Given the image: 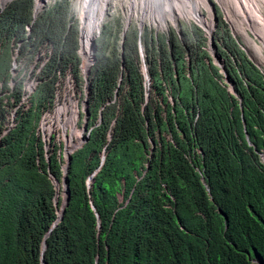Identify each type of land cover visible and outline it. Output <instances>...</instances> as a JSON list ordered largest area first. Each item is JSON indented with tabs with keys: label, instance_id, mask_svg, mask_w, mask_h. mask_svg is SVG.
I'll list each match as a JSON object with an SVG mask.
<instances>
[{
	"label": "trees",
	"instance_id": "1",
	"mask_svg": "<svg viewBox=\"0 0 264 264\" xmlns=\"http://www.w3.org/2000/svg\"><path fill=\"white\" fill-rule=\"evenodd\" d=\"M32 5L0 7V264H264V76L230 33L221 72L195 26L143 58L102 27L83 76L67 2Z\"/></svg>",
	"mask_w": 264,
	"mask_h": 264
},
{
	"label": "rangeland",
	"instance_id": "2",
	"mask_svg": "<svg viewBox=\"0 0 264 264\" xmlns=\"http://www.w3.org/2000/svg\"><path fill=\"white\" fill-rule=\"evenodd\" d=\"M32 1L34 5V0ZM52 1L67 2V22L68 24L74 23L79 34L81 0H45V3L44 1H42L40 2L42 3V5L39 3V6L44 7V5L50 4ZM206 1L204 4L199 6V14L202 16L203 21L206 24L210 22L211 26L213 22L212 32L210 33L212 39L210 42L206 38L207 34L203 30V28L195 23H198V21L191 16H186L180 12H177L178 9H174L176 13H174V20L171 21L169 17H167V11H164L163 14L165 15V18L161 23L159 19L154 18L155 15L152 17L153 14L150 15L148 13H144V3L140 0H106L104 1L103 5L100 1L99 6L103 7L104 12L97 27V31L95 32L93 41L98 36L101 28L105 27V29H107L108 31L107 33H110L108 35V42H111L112 37L115 36V45L116 47L121 48L123 39H125V37L127 38L132 31H135L136 53L139 56L140 45L143 58L144 52L146 50V45H150V43H152V39L155 36L161 35L159 37H161L162 39H166L169 36V30L177 31L178 27L180 26L187 28L189 26H195L202 31L203 36L205 37V48L207 50V53L211 56L213 63L219 67L222 66V59L219 58L216 53L217 46L221 43V36H219L218 32L220 33V29L223 30L225 28L233 37L237 46L259 68L262 75L264 76V0H208V3L212 8V13L210 12V8L207 5ZM40 9V7H37L35 9V13L33 14L35 15ZM95 20L98 21V19ZM260 21L263 22V26L260 24ZM167 31L168 34L166 35ZM108 48L109 45L107 46V49ZM93 51L94 44L92 50H89L87 55V62H90V64L93 60ZM81 53L82 52L79 49V54ZM89 54L91 59H89ZM81 56L82 58L80 57V63L82 59L84 61V57L82 54ZM143 65L144 67L146 66L144 61L143 63H141V66ZM83 67H85L84 62H82L81 65L82 71ZM219 69L221 72L223 71L222 67H219ZM223 79L224 81H226L225 77H223ZM145 87L149 89L148 76L147 79L145 78ZM83 132L84 131L82 130V134L84 135ZM83 135L81 136L83 137ZM263 151L264 146L261 148V150H259L258 154H262ZM62 176L60 185H62ZM58 196L60 198V204H63L64 193L61 188L58 191Z\"/></svg>",
	"mask_w": 264,
	"mask_h": 264
},
{
	"label": "bare ground",
	"instance_id": "3",
	"mask_svg": "<svg viewBox=\"0 0 264 264\" xmlns=\"http://www.w3.org/2000/svg\"><path fill=\"white\" fill-rule=\"evenodd\" d=\"M4 1H7V0H0L1 3H3ZM34 1H35V9H36L39 6V3L45 0H41V1L34 0ZM100 1H101V4L103 5L104 1L106 0H81L80 2L81 3V16H80L79 49L81 50L82 52L81 54L84 57V61L82 59V62L85 63V67H83V71L89 64V62H87L88 61V57H87L88 51L92 50V47H93L92 41L95 36L97 27L100 23V20L103 16V12H104L103 7L99 6ZM140 1H143L144 3V8H143L144 13H148L150 15L153 14L152 17L155 15L154 18L159 19L161 23L163 22L165 18V15L163 14L164 11H167L168 13L167 17H169V19L173 21L174 13H176L174 9L175 10L178 9L177 12H180L186 16H191L192 18L197 20L198 23L195 21L194 22L198 24L199 26H201L208 33L212 31L213 22L211 26H210V22L206 24L203 21L202 16L199 14V6L204 4L206 0H140ZM231 1H235V0H231ZM206 2L210 8V12L212 13L211 5L208 3V0ZM235 9H236V6H235ZM145 11H148V12H145ZM95 19H98V21H96ZM260 24L263 26L262 21H260ZM139 49L141 52L140 45H139ZM89 57H90V54H89ZM89 59H91V57ZM261 160L264 162V151L261 154Z\"/></svg>",
	"mask_w": 264,
	"mask_h": 264
},
{
	"label": "built area",
	"instance_id": "4",
	"mask_svg": "<svg viewBox=\"0 0 264 264\" xmlns=\"http://www.w3.org/2000/svg\"><path fill=\"white\" fill-rule=\"evenodd\" d=\"M7 1H4L3 3H1L0 2V7H3V5L6 3ZM44 3H45V1H44ZM41 5H42V3H40ZM39 4V5H40ZM38 7H40V8H42V6H38ZM33 13H35V1H34V5H33ZM80 28V27H79ZM204 30V29H203ZM97 31V30H96ZM205 31V30H204ZM206 32V34H207V36H208V32L207 31H205ZM212 32V31H211ZM79 35H80V32H79V34H78V49H77V51H78V54H79ZM79 56H80V54H79ZM81 65H82V60H81V63H80V65H79V67H80V70H81ZM89 65H90V62H89V64L87 65V67L85 68V69H87L88 67H89ZM85 69H84V71H85ZM84 71H82L81 70V73H82V75L83 76H85L86 75V73L84 72ZM85 73V74H84ZM84 103H85V106H84ZM82 109H83V112L85 113V109H86V101H85V99L82 101ZM82 130L83 131H85V128L83 127L82 128ZM84 133V132H83ZM87 135L85 134L84 135V137H81L80 138V140H79V142H78V144H80L83 140H81V139H84L85 137H86Z\"/></svg>",
	"mask_w": 264,
	"mask_h": 264
},
{
	"label": "water",
	"instance_id": "5",
	"mask_svg": "<svg viewBox=\"0 0 264 264\" xmlns=\"http://www.w3.org/2000/svg\"><path fill=\"white\" fill-rule=\"evenodd\" d=\"M211 33V32H210ZM210 33H208V36H207V38H208V41L210 42L211 41V34ZM92 45H93V41H92ZM218 56V55H217ZM139 57L140 58H142V53L139 51ZM217 58V57H216ZM219 65V64H218ZM219 67H222V66H219ZM85 73L87 72V69H85V71H84ZM84 73V74H85ZM84 106H85V103H84ZM85 113H86V109H85ZM81 140H83L84 141V139H81ZM260 156V158H261V154L259 155ZM68 162V161H67ZM66 162V163H67ZM263 162V161H262ZM263 164H264V162H263ZM65 167H66V164H65ZM65 177H64V174H63V176H62V184H63V187H64V189H63V193H64V201H63V204H64V202H65V200H66V197H65V195L67 194V190H66V185H65ZM60 212H61V210H60ZM60 218V216L58 217V219ZM44 264V263H43Z\"/></svg>",
	"mask_w": 264,
	"mask_h": 264
},
{
	"label": "clouds",
	"instance_id": "6",
	"mask_svg": "<svg viewBox=\"0 0 264 264\" xmlns=\"http://www.w3.org/2000/svg\"><path fill=\"white\" fill-rule=\"evenodd\" d=\"M207 38V37H206ZM208 39V38H207ZM260 157V156H259ZM261 159V158H260ZM262 161V160H261ZM263 163V162H262Z\"/></svg>",
	"mask_w": 264,
	"mask_h": 264
}]
</instances>
